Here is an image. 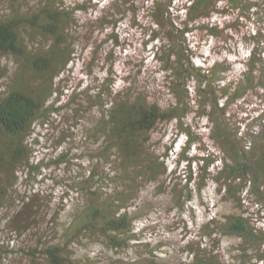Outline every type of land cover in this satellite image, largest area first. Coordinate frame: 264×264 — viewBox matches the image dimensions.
I'll use <instances>...</instances> for the list:
<instances>
[{
  "label": "rangeland",
  "instance_id": "obj_1",
  "mask_svg": "<svg viewBox=\"0 0 264 264\" xmlns=\"http://www.w3.org/2000/svg\"><path fill=\"white\" fill-rule=\"evenodd\" d=\"M42 1L0 0V12L32 11ZM60 1L71 9L82 7L75 10L68 40L73 59L55 78L56 92L29 138L31 161L41 166L39 171L28 173L25 163L16 166L17 184L0 212V264H52L45 248L64 243L63 233L70 222L87 207L92 195L82 181L91 170L103 176L94 188L110 193L124 187V183L105 179L112 174L111 164L94 158L99 142L91 128L104 116L103 108L93 103L100 90L111 87L114 93H143L165 106L182 104L172 88L174 73L163 59L169 44L160 35L165 30H153L149 0H135L120 12L115 9L117 0ZM182 1L176 0L174 15ZM218 9L196 23L186 37L194 51L191 62L197 67L218 63L227 67L219 73L226 84L242 79L254 47L262 49L264 56V0H243L239 6L219 1ZM181 19L174 23L180 25ZM17 73L14 57L0 56V90L7 89ZM199 83L197 76L188 82L192 99L183 125L177 120L164 121L151 133L147 148L161 164L157 179L147 176L134 184L130 207L140 213L134 224L135 237L117 248L107 237L88 231L68 242L64 264H191L199 247L212 248L220 264H264V245L237 235L221 232L211 237L206 232L207 223L213 222L212 230L230 214L247 216L264 227V203L248 189L240 201L216 182V173L232 154L212 139L214 101L206 91L198 90ZM218 98L223 108L228 101V114L219 113L225 121L230 118L241 130L261 132L264 88L245 90L230 100ZM187 125L195 133L191 144L184 131ZM251 140L242 142L243 146ZM207 158L215 162L209 168L212 177L201 189Z\"/></svg>",
  "mask_w": 264,
  "mask_h": 264
},
{
  "label": "trees",
  "instance_id": "obj_2",
  "mask_svg": "<svg viewBox=\"0 0 264 264\" xmlns=\"http://www.w3.org/2000/svg\"><path fill=\"white\" fill-rule=\"evenodd\" d=\"M219 1H227L235 6L243 4V0H183L177 8L178 13L174 15L176 0H149L148 12L156 28H159L153 30H165V34L160 35L169 44L165 45L168 47L163 59L166 68L174 73L172 88L183 105L171 103L165 106L150 101L143 93H114L111 87L100 90L93 103L103 108L104 116L91 128L99 142L94 158L98 162L111 164L112 174L108 173L105 179L124 183V187L120 190L115 188L110 193L101 191L100 187L94 188L95 182L103 176L96 170L90 171L88 178L82 181L92 195L87 207L70 222L68 230L63 233L64 243L45 248L52 264H64L65 258H68V242L83 237L88 231L107 237L117 248L127 245L135 237L134 224L140 213L130 207L134 184L147 176L159 177L156 175L161 164L159 157L154 158L147 148L151 133L164 121L177 120L183 125L192 99L188 87L191 76L200 78L198 90L206 91L214 101L211 106L215 114L212 139L232 154L215 175L216 182L222 187L220 189L240 201L242 192L248 189L258 194L260 203H264V124L261 125V132L257 133L241 130L239 126H234L236 123H232L230 118L225 121L222 114L223 117L228 114V101L223 108L218 98L230 100L242 95L245 90L264 88L262 49L254 47L251 50L246 61L248 70L244 71L241 80L226 84L219 73L227 67L219 63L211 67H197L191 62L194 51L187 42L186 34L193 30L196 23L219 10ZM116 3L119 4L115 9L120 12V8L130 7L135 0H117ZM80 8L71 9L60 0H44L32 11L22 13L15 9L7 15L0 12V56H12L18 63L16 79L7 89L0 90V177H3L0 182V212L8 202L11 189L17 184L16 166L25 163L28 173H35L41 167L31 161L33 150L29 138L35 123L45 116L46 105L56 92L55 78L73 59L74 50L68 40L75 10ZM183 15L185 19L182 20ZM180 19V25L174 23ZM160 35L154 34L156 38ZM258 36L255 38L260 42ZM184 131L190 136L191 144L195 133L188 125L184 126ZM249 137L252 138L250 144L243 146L242 142ZM214 162L207 158V163L202 166L201 189L212 177L209 168ZM190 178L193 179V176ZM219 222L212 230H209L212 228L209 226L213 222L206 224L208 236L223 232L240 236L246 242L264 245V227L256 226L249 217L230 214ZM191 264L220 263L212 248L205 250L199 247L194 252Z\"/></svg>",
  "mask_w": 264,
  "mask_h": 264
}]
</instances>
